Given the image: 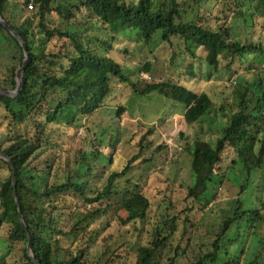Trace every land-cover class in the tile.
I'll list each match as a JSON object with an SVG mask.
<instances>
[{
    "label": "trees",
    "instance_id": "16d2710c",
    "mask_svg": "<svg viewBox=\"0 0 264 264\" xmlns=\"http://www.w3.org/2000/svg\"><path fill=\"white\" fill-rule=\"evenodd\" d=\"M208 4L215 6L208 11ZM263 9L264 0H0L1 16L21 34L29 52L21 90L0 95V110L12 127L30 121V129L12 135L0 152L15 165L17 198L40 264H264V200L250 207L242 197L264 169V17L256 41L234 36L238 24L257 25ZM98 24L107 37L91 33ZM127 31L147 46L157 34L171 47L180 38L191 56H200L211 68L236 72L237 65L247 64L256 73L253 80L238 82L241 95L234 105L181 82L132 80L109 55ZM0 48L9 56L6 69H0V87L14 90L24 49L1 22ZM151 67L149 60L143 70L149 73ZM193 67L188 66L191 75ZM113 81L129 85L137 95L157 92L181 103L197 120L213 112L226 120L214 143L189 149L192 183L168 179L156 196L137 187L131 195L117 189V181L149 145L152 128L121 169L110 168L114 147L108 142L102 150H90L100 161L92 163L81 152L67 159V174L57 179L61 149L51 126L73 127L79 116L109 105ZM123 111L119 107L118 116ZM95 170L105 173L97 189L90 181ZM12 173L0 158V232L6 242L0 264H34ZM226 182L238 184L237 195L218 209L217 223L198 236L214 190ZM109 215L117 221L116 236L105 233ZM98 219L102 226L92 227Z\"/></svg>",
    "mask_w": 264,
    "mask_h": 264
},
{
    "label": "rangeland",
    "instance_id": "374dc122",
    "mask_svg": "<svg viewBox=\"0 0 264 264\" xmlns=\"http://www.w3.org/2000/svg\"><path fill=\"white\" fill-rule=\"evenodd\" d=\"M213 4H208V11L215 6ZM83 12L85 13L84 9ZM28 14H30L29 11L24 12V15ZM54 15L57 18V15ZM258 16H260L259 22L254 27L238 24L234 29L235 38L243 42L256 41L263 21L264 9L262 13L258 12ZM93 28L91 33L108 36L107 30L102 25L98 24ZM157 35L147 46L135 32L127 31L122 39L115 42V49L111 50L109 55L123 65L125 72L132 80L140 76L153 81L181 82L197 92L206 91L216 100L226 104L234 105L238 101L241 95L238 82L242 78L243 80L254 78L256 72L254 70L250 72L247 64L243 67L237 65L236 72H229L223 68L219 71L204 64L200 56H191L180 38L174 39L173 47H171L163 42L159 34ZM125 49L128 52H125ZM199 50L201 51L199 53L203 55L202 49ZM149 60L152 61L151 72L146 73L143 65ZM8 62L7 52L0 48V69L5 70ZM190 64L194 66V75L189 73ZM108 104L93 115L79 116L73 127L51 126L56 130L55 141L60 143L58 149H61V158L56 170L57 179H63L66 176L67 159L74 158L81 152H86L92 163L100 161L95 159L90 150L94 149V146L102 150L108 142L114 147V162L110 168L121 169L127 160L139 151L138 142L142 135L152 128L153 133L148 134L146 139L149 145L137 159L133 160L131 168L117 181L116 186L121 193L124 194L126 191V195H131L137 187L149 196H156L166 187L168 179L174 180L177 184L192 183L193 176L190 168L192 155L189 149L192 151L200 148L201 143H204V146L206 142L209 145L214 143L221 135L222 124L226 122L214 112L206 115L202 120H197L194 112L181 103L164 98L157 92L143 96L137 95L133 93L129 85L118 81H113V92L108 99ZM119 107H124L120 116L117 114ZM29 129L30 121L14 127L10 126V118L0 110V145H7L12 135L24 133ZM97 137L103 142L99 144ZM158 146L163 148L157 150ZM230 158L228 157L227 163ZM235 174L238 173L235 172ZM104 178L105 173L102 170H95L90 176L91 188H101ZM235 180L236 177L232 176L231 181L234 183ZM233 183L226 182L214 190V197L208 204L204 223H198V236L200 233L203 237L212 223H217L218 209L237 195L238 184L234 187ZM242 197L246 205L250 207H257L260 205V199L264 200V169L257 171L250 187L242 194ZM196 215L200 213L197 212ZM109 217L110 225L105 233L116 236L119 231L117 221L113 216L109 215ZM101 226V219L92 224V227ZM5 251L6 242L0 232V256Z\"/></svg>",
    "mask_w": 264,
    "mask_h": 264
},
{
    "label": "water",
    "instance_id": "95a60500",
    "mask_svg": "<svg viewBox=\"0 0 264 264\" xmlns=\"http://www.w3.org/2000/svg\"><path fill=\"white\" fill-rule=\"evenodd\" d=\"M0 22L19 40V42L21 43L23 49H24V60H23V65L21 67L18 68L17 70V87L14 90H5L3 88L0 87V95L2 96H6V97H11V96H15L17 95L22 87V82H23V73L24 70L27 66L28 60H29V52H28V48H27V43L26 41L23 39V37L21 36V34L14 28L12 27L9 23H7L4 18L1 16L0 14ZM0 158L5 159L6 161H8V163L10 164L13 173H12V179H13V184H14V194H15V199H16V203L18 206V211H19V215H20V221L22 223V225L24 226L25 230L27 231V235L29 238V242H28V250H29V254L32 258V260L34 261V264H40V262L36 259L34 253L31 251L30 249V234L28 232V228L27 225L25 223V219L23 216V213L21 212L20 209V205H19V200L17 198V193H16V169H15V165L12 162L11 158L9 156H7L4 153L0 152Z\"/></svg>",
    "mask_w": 264,
    "mask_h": 264
},
{
    "label": "built area",
    "instance_id": "2783aa9c",
    "mask_svg": "<svg viewBox=\"0 0 264 264\" xmlns=\"http://www.w3.org/2000/svg\"><path fill=\"white\" fill-rule=\"evenodd\" d=\"M29 7H32V5H30Z\"/></svg>",
    "mask_w": 264,
    "mask_h": 264
}]
</instances>
